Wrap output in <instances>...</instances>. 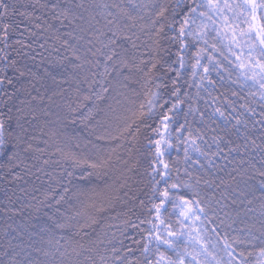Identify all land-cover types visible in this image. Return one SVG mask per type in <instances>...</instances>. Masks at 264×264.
Segmentation results:
<instances>
[{
  "label": "snow or ice",
  "instance_id": "1",
  "mask_svg": "<svg viewBox=\"0 0 264 264\" xmlns=\"http://www.w3.org/2000/svg\"><path fill=\"white\" fill-rule=\"evenodd\" d=\"M128 2L132 6V11L125 8L122 2L102 5L104 9H114V11H107L103 17L105 22L101 25L100 20L88 8H85L83 3L63 4L61 0H32L31 3L17 7L15 4L10 6L4 0H0V44L3 45L0 49V65H2L0 66V180H6L9 184L18 183L24 180L25 176L33 175L31 171L33 168L37 172H42L43 166L52 162L48 159L40 161V156L44 154L45 149L34 146L36 139L34 126L40 119L38 113L47 116V112L40 108L44 97L35 87L33 80L24 81L23 78L29 75L26 66H22L18 59L5 50L12 49L18 56L32 60L38 56L43 59L42 53L45 51L49 56L53 52L59 53L60 63L67 61L73 70L71 78L76 81L77 93L82 92L81 84L87 85V92L82 96L78 95L76 107L68 105L64 118L69 119L71 123L79 120L88 125L98 115L103 114V118L96 123L108 125L105 128L106 134L96 138L117 142L114 147L97 149L92 155H77L75 152L66 150V146L62 147L60 142L53 140L54 151L49 155H57L59 160L54 162L64 161L71 170L61 169V175L56 178L59 193H56V189H52L51 193L45 192V200L51 195L56 205L67 203L70 208H75L71 215L60 213V218L52 220L47 229L48 231L74 230L73 235L67 239L64 236L61 237V240L65 241L64 245L60 244V240L55 242L59 255L67 258L69 264H133L132 260L119 255V249L115 246L111 248V254H109L107 245L112 241L106 240V233L97 235L95 239L89 238L86 242L83 237H90L86 229L97 225L104 213L114 210L117 202H123L121 192L130 179L128 174L133 172L137 163L133 160V156L140 152L138 142L141 129L151 128L152 135L157 137L147 138L148 147L154 148L155 153L150 165V175L154 181L150 197L152 207L149 209L151 219L140 222L150 224L151 228L143 237L144 244L141 252L143 260H137L135 264H193V262L210 264L209 256L212 254L201 242L203 237L198 226L202 225L205 218H208L210 211L215 215L216 209L212 207V198L206 200L191 183L169 184L171 167L164 157L170 154L169 150L174 147L171 126L174 123L178 125L175 127V139L177 150L180 143L185 145L184 162L192 161L190 152H195L207 160L211 167L212 157L224 152V148L220 145L232 144L231 139L225 140V135L243 136L245 141H248L249 137L241 132V128L247 129L248 121L245 119V113L252 115L254 109L241 105L240 108L243 111L233 117L235 120L233 124L219 107L215 108L213 116L218 115L224 120L221 130L225 135L212 137L218 151L211 153L210 156L197 143V140L203 141L204 136L197 134L193 138L187 120V116L194 113L196 109L189 105L188 112L184 113L183 123L178 118L173 122L172 116L169 115L173 113L178 117L185 103L180 96L181 89L176 87L180 76L179 70L176 71L177 78L172 80L173 88L169 99H163L161 94L154 91L150 85L155 83L157 89L161 87V84L156 83L155 73L161 65L160 41L166 29H174L177 16H182L183 22L179 26V36L173 37L180 40L181 48L185 47L184 40L188 36L198 41L203 40L207 45L208 41L205 37L209 31H215L216 36L213 39L219 40L221 44L225 40L228 41L224 46L236 56L241 70L240 75L244 81H250V87L258 86V91L251 92L250 95H259L264 101V0H175L174 3L172 0H167L159 4L153 3L152 10L147 16L134 15L133 11L137 6L132 4V0ZM76 9H84V12H77ZM49 16L63 27L71 26L72 30L61 34L53 23L47 22ZM15 17L21 19L17 21ZM42 19L44 23H37ZM197 20L200 21L199 24ZM192 25H196L195 31ZM13 31L20 34V38L15 41L12 40ZM65 35L70 39H63ZM49 39L60 42V46L68 51L69 55L64 56L60 53V48L50 45ZM71 40L77 43L74 44ZM81 41L82 44L79 43ZM211 48L213 52H222L216 44H212ZM235 48L241 49L239 54L232 51ZM244 48H247L246 54L243 51ZM203 51L205 49L197 53L196 62L192 65L193 76L197 75L195 70L201 66L200 54ZM208 60L213 67H219L214 63L211 55L208 56ZM179 63L180 68L185 67L183 55L179 56ZM210 70L208 65H204L205 73ZM138 74L145 86L143 100H140V93L132 89L134 78ZM204 78L206 77H202ZM209 83L212 82L209 81ZM18 85L21 86L18 87ZM33 91L36 95L32 94ZM22 92L23 99L20 98ZM235 95L236 93H233V96ZM17 101L19 103H16ZM170 101L171 107H168ZM158 106L161 111L167 108V112L161 116L163 130L160 126L152 127L148 123L155 116ZM232 111L237 110L232 107ZM113 122L116 127L109 131ZM47 123V121L44 122L45 126ZM255 123L264 125V119ZM186 129H188L187 135H185ZM56 135L55 132H51L50 138ZM126 143L130 145L126 148L127 158H122L119 150L124 148ZM45 144L47 145L48 141H45ZM251 144L264 152V146L257 145L254 140ZM247 147L248 144L245 143L244 148ZM240 150L241 146L238 144L229 146L228 155ZM37 152L40 155H36ZM28 161H40V166ZM197 163H199L198 160L192 161V164ZM45 174L51 178V173ZM237 175L244 180L246 171L237 170ZM259 175L264 177V171H261ZM157 176L160 179L157 180ZM235 179L236 177H233V180ZM199 183L200 181L197 180L196 185ZM205 183L211 186L210 182L205 181ZM161 184L163 188L160 187ZM181 186L188 189L189 196L175 195ZM245 186L247 187L246 180ZM260 191L264 193V182L260 184ZM124 195L127 193L125 192ZM73 201L76 202L75 205ZM219 203L217 201V204ZM169 204L171 212H168ZM57 211L59 212V209ZM172 215L176 216L175 224L180 226L179 230L169 219ZM225 215L227 216V213ZM221 223L223 224L224 220H221ZM130 226L138 227L135 224ZM141 231L144 230L141 229ZM213 231L215 232L216 229L214 228ZM185 234L188 240H183ZM75 236H80L81 239L76 240ZM181 242L185 245L183 252L179 250ZM189 242L193 244V247L199 245V249L189 252L187 249ZM135 243L139 244L140 241ZM223 243L225 251L231 257L232 245L228 242L227 236ZM153 245L155 252H153ZM162 246L163 251H161ZM125 251L130 255L132 253L131 248H126ZM168 252L173 253L175 258L167 254ZM261 254L264 255V250ZM45 255L48 253L45 252ZM153 255L155 259L151 258ZM201 256L203 259L198 258ZM185 257L190 259L186 260ZM212 258L215 259L214 256ZM216 264H220V261ZM228 264H231V260Z\"/></svg>",
  "mask_w": 264,
  "mask_h": 264
},
{
  "label": "trees",
  "instance_id": "2",
  "mask_svg": "<svg viewBox=\"0 0 264 264\" xmlns=\"http://www.w3.org/2000/svg\"><path fill=\"white\" fill-rule=\"evenodd\" d=\"M31 1L32 0H4V2L10 6L15 4L17 7H19V5L31 3ZM88 1L92 6L90 7L92 14L100 20L101 25L105 22L103 17L106 15L107 11H114V9H104L102 5H112L122 2L125 8L132 11V6L129 5L128 0H79L80 3L85 5V8H88ZM162 2H167V0H132V4L137 6L133 14L147 16L152 10L151 6L153 3L159 4ZM172 2L174 3L175 0H172ZM61 3L75 4L76 0H61ZM97 5L100 7H96ZM140 5H145L147 7L141 8L139 7ZM92 8H94V10H92ZM95 10H97V14L100 17L97 16ZM76 11L78 10L76 9ZM14 19L19 21L21 18L15 17ZM176 19L177 23L174 25V29H166L165 35L160 41L159 57L161 58V65L155 70V73L157 78L156 83L161 84V87L157 89L155 83L150 85L154 91H158L161 94L163 99H169L173 88L172 80L177 78L176 71L179 70L180 76L176 87L181 89L180 96L184 99L185 103L182 105L183 111L179 113L178 117L173 113H169L173 118V122L178 118L180 122L183 123L184 113L188 112L189 105L194 107L196 111L187 116L190 130L193 138H195L197 134L204 136V140H197V143L211 156V153L218 151L216 145L212 141V137L225 135L221 130V126L225 123L224 120L218 115L213 116L215 108L219 107L233 124L235 123L233 117L239 115V113L243 111V109L240 108L241 105L254 109V114L249 115L245 113L248 126L247 129L241 128V132L249 137L248 141H245L243 136L225 135V140L231 139L232 144L225 146V144L222 143L220 145L221 148H224V152L212 157L211 167H209L207 160L198 156L195 152H190L192 161L198 160L199 163L192 164V161H188V163L184 162L185 145L180 143L177 150L175 127L178 125L174 123L171 126L174 147L169 150L170 154L164 157V160L168 162L171 167L170 179L168 182L169 184L179 182L181 185L183 182L191 183L206 200L212 198V207L216 209V213L213 215L210 211L208 213V218H205L202 225L198 226V230L203 237L201 242L205 244L209 253L212 254L209 256L210 264H216L217 261H220V264H228L229 260H231V264H264V255L261 254L262 250H264V232L260 230V227L264 226V193L260 191V184L264 182V177L259 175L261 171H264V152H262L260 148H254L251 144V141L254 140L257 145L264 146V125L261 123L254 124V122H259L264 119V101L260 99L259 95H250L251 92H257L258 88L250 87L251 82H245L244 78L240 75L241 70L238 67V62L232 57V52L224 46L228 43L227 40L221 44L219 40L213 39L216 36V32L209 31L208 35L205 37L208 41L207 45L204 44L203 40L198 41L196 38L188 36L184 40L185 47L182 49L180 40L173 39L174 36H179V26L180 23L183 22L182 16H177ZM38 22L41 23L40 21H37V23ZM199 23L200 21L197 20V24ZM58 25L59 24H57L56 27ZM69 28L71 29V27ZM192 29L195 31L196 25H192ZM19 38V32L13 31L12 40L15 41ZM71 42L74 44L77 43V41L73 40H71ZM79 43L82 44L83 42L81 41ZM49 44L51 45L50 41ZM212 44H216L217 48L221 49L222 52H213L211 48ZM2 48L3 45L0 44V49ZM201 49H205V51L200 54L201 66L195 70L197 75L193 76L192 65L196 62L197 53ZM5 51L18 59L21 65L23 64L24 59L18 56L16 51L12 49H6ZM37 51H40V49H37ZM232 51L237 54L240 53L239 48H235ZM243 51L246 54L247 48H244ZM43 55L46 56L49 54L45 51L42 53V56ZM180 55L184 57V68H180ZM209 55L213 57L214 63L218 64L219 67H213L209 64ZM56 57L58 62L60 58L58 59L59 56L57 55ZM225 57H227V59H225ZM36 59H41V57L38 56ZM229 61H231V63H229ZM204 65H208L211 68L208 73L204 72ZM202 77L206 78L202 79ZM51 81H53V79L49 77L48 83ZM209 81L212 83H209ZM242 85L244 86L242 87ZM20 86L21 85H18V87ZM82 89L85 90L83 87ZM132 89L140 93V100L144 99L143 91L145 90V86L139 74L134 78ZM233 93H236V95L233 96ZM20 98H24L23 92L20 94ZM56 101L59 102L60 100L57 99ZM16 103H19V101ZM61 103L62 105L66 104V102L62 100ZM55 105L57 106L56 109H54ZM51 107L53 110L49 112L44 119L47 118L48 121L52 122L51 115L55 114L57 122H62V114H59V107H61V105L53 104ZM168 107H171V101ZM232 107H235L237 111L233 112ZM164 112H167V108L161 111L158 106L155 116H153L148 123L152 127L160 126L161 130H163L161 116ZM50 113L53 114L50 115ZM102 118L103 114L98 115L95 120L87 125L89 127H87L85 131L80 132V138L83 142L81 143L91 155L94 154L97 149H100L99 147L106 145V143H104V141L101 143L93 140V137L84 134L86 130V134H91L92 136L99 129L105 132V128L108 127V125H98L96 123L97 120H101ZM113 124L112 128H109V131H112L114 128ZM90 128H93V130L90 131ZM213 129H215V131H213ZM187 132L188 129L185 130V135H187ZM148 137H152L153 139L157 138L152 135L151 128H142L138 142L140 152L133 156V160L137 163L133 172L130 173L135 179V182H137V189H133L128 193L126 192L127 195H124L125 191L122 190L121 196L126 202L124 204L117 202L114 210L104 213L103 218L99 220L97 225H93L92 228L86 229L90 237H83V240L86 242L89 238L95 239L97 235L106 233V240L112 241L111 244L107 245L109 254H111V248L115 246L119 249L118 254L125 257L127 260H132L133 264H135L137 260H143L141 255L144 244L143 237L147 235V230L151 228V225L148 223H140L141 220L147 221L151 219L149 209L152 207L150 197L152 196L151 189L154 181L150 175V165L154 159L155 153L154 148L150 149L148 147ZM181 139H183V137ZM245 143L248 144L246 149L244 148ZM236 144L241 146V150L228 155V147ZM94 145L96 147H93ZM128 146L130 145L126 143L125 147L127 148ZM66 150L77 152L76 149L72 147L71 143H69V147ZM76 154L78 155V153ZM51 156V158L48 159L47 157L46 159L53 161V155ZM225 156H227V159H225ZM41 160L45 159L40 157V161ZM28 162L32 163L31 161ZM34 163H36L38 167L40 166L39 161H34ZM189 165L191 166L189 167ZM160 167L162 168V166ZM58 168H67L71 170L69 165L65 162L59 165L54 161L52 163L50 162L48 165L43 166V171L40 172L42 177H45L46 180H44V178H42L41 181L39 180L40 183H38L37 189H43L44 193H51V189L48 187L50 186L52 189H55L57 186L56 174L58 173L61 175ZM35 170L36 169L33 168L31 171L34 173ZM237 170L246 171L244 180L237 175ZM45 173H51V178ZM77 175H79L78 170ZM28 176L29 175L25 176L24 180L12 184H9L6 180H0V243L4 238L11 245V247L8 245V247L0 248V264H69L68 259L61 257L59 252H57L55 242L60 240V244L64 245L65 241L61 240V237L64 236L65 239H67L69 236L73 235L74 230L62 231L56 229L54 231H48L47 229L51 225L52 220L60 218V213L71 215L75 208H70L69 204L62 203L57 206L59 212L56 208L52 209L54 200L50 195V200H45L43 204L49 209V211H46L47 216L52 219H46L34 206V204L40 200L32 199L31 197V193L33 197L41 196L42 193L34 192V184L28 182ZM233 177H236V179L233 180ZM247 177H251V179H247ZM156 179L158 180L160 177L157 176ZM197 180L200 181L199 185H196ZM245 180L247 187L245 186ZM205 181L210 182L211 186L206 184ZM238 181H240V183ZM160 187L163 188V185L161 184ZM59 191L60 189L56 188V193H59ZM241 192H243V194H241ZM175 195L189 196L190 193L188 189L181 186L179 190L175 192ZM15 198L21 201L14 203L13 201ZM142 201L143 203H141ZM217 201L220 203L217 204ZM233 201H235V203H233ZM48 205L52 206L49 207ZM73 205L75 204L73 203ZM26 207L30 208L32 212L30 214H25L27 220H24L19 210L21 209L23 212H26ZM171 210V205L169 204L168 212H171ZM226 213L227 216L225 215ZM165 215L167 216L168 213L166 212ZM169 219L176 229L179 230L180 226L175 224L176 216L172 215ZM221 220H224L223 224ZM248 220H252L253 224H250ZM131 224L138 225V227L133 228L130 226ZM214 228L216 229L215 232L213 231ZM141 229L144 231H141ZM245 232H248V234L252 236L248 238L244 235ZM193 235H195V233H193ZM225 236H227L228 242L232 245L231 257L228 256L224 248L223 240ZM74 239L80 240L81 237L75 236ZM183 240H188L187 234H185ZM135 241H140V243L137 244ZM199 247V245L193 247L191 242L187 244L189 252L198 250ZM126 248L132 249L131 255L125 251ZM184 248L185 245L181 242L179 250L183 252ZM163 250L164 248L162 246L161 251ZM45 252H47L48 255H45ZM153 252H155L154 245ZM167 254L173 255L174 257V254L171 252ZM213 256L215 259L212 258ZM151 258L155 259V256L153 255ZM198 258L203 259L202 256ZM185 259L189 260L190 257H185ZM193 264H195V262H193Z\"/></svg>",
  "mask_w": 264,
  "mask_h": 264
},
{
  "label": "rangeland",
  "instance_id": "3",
  "mask_svg": "<svg viewBox=\"0 0 264 264\" xmlns=\"http://www.w3.org/2000/svg\"><path fill=\"white\" fill-rule=\"evenodd\" d=\"M76 3H80L79 0H76ZM89 6H91V5H90V2L88 1V10L91 12ZM77 10H78L77 12H84V9H77ZM92 10H94V8H92ZM95 12L97 14V10H95ZM85 15L87 16V13H85ZM97 16L100 17L98 14H97ZM40 22L44 23L45 21L42 19ZM47 22L53 23L55 26L57 24H59L56 28L59 29V32L61 34L68 33L72 30V28L71 29L69 28L71 26L63 27L60 25V23L58 21L52 20L50 16L47 18ZM65 23H67V22H65ZM63 39H70V37L65 35V36H63ZM142 39H145V38L142 37ZM49 41L51 42V45H55L56 47L60 48V53H62L64 56L69 55V52L65 51L60 46V42H56V41H53L51 39H49ZM73 41H75V40H73ZM239 50L241 51V49H239ZM56 55L59 56L58 57V59H59L60 54L56 53V52H53L51 54V56L43 55V59L41 58V59L32 60V59L27 58V57H22V59H24L22 66H26V71L29 73V75H27L25 78H23L24 81L33 80L35 87L39 89L40 94L44 97L43 101L40 103V108H42L48 114L49 112H51L53 110V108L51 107L53 104L61 105V107H59V109H60L59 114H62L61 115L62 122H57V120L55 118V114L51 115L53 113H50L51 118H52V122L48 121L47 118L44 119V117H46V116L38 113V115L40 116V119L36 123L37 125L34 126V135L36 136V139L34 141V146L36 148L45 149L44 154L42 156H40V157H43L44 159H46L47 157H48V159L52 157L49 155V153H52L54 151V149L52 147L53 140L60 142L62 147L66 146V149L69 147V143H71L72 147L74 149H76V151H77L76 153H78V155H80V154L91 155V154H89L90 152H88L87 149H85L84 146L82 145L83 142L80 138V134H81L80 132L85 131V129L89 126L81 123L79 120H77L75 123H71L69 119L64 118L66 113H67L68 105L71 104L72 107H76L77 97H78V95L82 96L84 93L87 92V85L81 84L80 85L81 89L83 87L85 90L82 89L81 93H77L76 81H75V79L71 78V76L73 75V70H72L71 66L68 65L67 61H64L63 64L60 63V60L57 62ZM232 57L236 60L235 55L232 54ZM236 62H237V60H236ZM33 74H34V79H33ZM49 77L51 79H53V81L48 83ZM66 77L68 78L67 80L65 79ZM39 82H40V84H39ZM46 82H47V85H46ZM255 88H258V86H256ZM32 94L36 95V92L33 91ZM57 99L60 101L59 102L56 101ZM61 100L66 102V104L62 105ZM56 108H57V106L55 105L54 109H56ZM45 121L48 122L47 126H45V124H44ZM113 126H114V128L116 127L115 122H114ZM91 130H93V128H90V131ZM51 132H55L57 134L56 137L50 138ZM86 132H87V130H86ZM86 132L84 135L93 137V140L99 141L101 143H102V141H104V143H106V145L99 147L100 150H104V149L114 147L115 142H109L106 140H98L96 138L97 136L106 134L103 130H100V129L97 130L95 132V134H93V136L91 134L87 135ZM45 141H48L47 145L45 144ZM77 145H79V147H77ZM119 153H120L122 158H126V154H127L126 147L124 146V148L120 149ZM36 155H40V153L37 152ZM57 160H59V157L57 155H53V161H57ZM41 161H43V160H41ZM31 162L34 163V161H31ZM63 162L64 161H60L58 163V165L62 164ZM58 171L61 173L60 168H58ZM58 175L59 174L57 173L55 178H58ZM128 175H129L130 179L128 180L127 186L123 189L127 193L129 191H132L133 189L134 190L137 189V184H136L137 182H135V179L133 178V176L130 173ZM42 178H44V180H46L45 177H42L40 172H37L36 170L34 171L33 175L28 176V178H27L28 182H31V184L32 183L34 184V187H33L34 192L40 193V194L42 193V195L38 196V197H33L32 193H31L32 190H31V192L30 191L29 192L31 193L32 199H37V200H40L42 202V204L35 202L36 204H34V206L42 213V216H44L46 219L49 220V217L47 216V213H46V211H49V209L46 207V205L43 204L45 201V199H43V198H45L44 190L43 189H41V190L37 189L38 183H40L39 180L41 181ZM238 182L240 183V181H238ZM48 188L51 189V192H52V187L49 186ZM56 188H57V186H56ZM17 199L18 198H15L13 202L18 203V201L19 202L21 201V200H17ZM48 200H50V199H48ZM125 202L126 201L124 199L122 203L121 202H119V203L124 204ZM73 203L76 204L75 201H73ZM57 206L58 205L53 203L52 209H55V208L57 209ZM19 212L22 213L24 220H27V216L25 214H30L32 211L30 208L26 207V212L25 211L23 212L21 209L19 210ZM241 218H242V216H241ZM248 222L250 224H253L252 220H248ZM36 228H37V225H36ZM260 230H261V232H264V226H261ZM244 235L247 236L248 238H250L252 236L251 234H248V232H245ZM256 237L258 238L257 235H256ZM8 245L11 247L10 243L6 239L3 238L2 242L0 243V248L2 249L4 247H8ZM10 247H9V249H10Z\"/></svg>",
  "mask_w": 264,
  "mask_h": 264
}]
</instances>
